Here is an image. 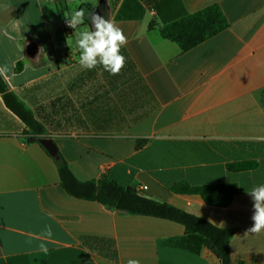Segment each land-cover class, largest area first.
Returning a JSON list of instances; mask_svg holds the SVG:
<instances>
[{"label": "crops", "instance_id": "1", "mask_svg": "<svg viewBox=\"0 0 264 264\" xmlns=\"http://www.w3.org/2000/svg\"><path fill=\"white\" fill-rule=\"evenodd\" d=\"M213 5L228 21L219 34L187 52L162 37L166 23ZM81 9L84 24L65 28ZM94 13L128 38L119 75L79 64L75 31L90 28ZM5 66L9 90L77 179L104 175L232 229L230 264H264V230L248 231L247 192L264 184V0H0ZM24 130L0 93V264H221L207 247L194 253L171 245L185 236L178 223L67 194L52 156ZM243 161L257 165L227 168ZM179 182L235 183L239 192L229 206L215 207L173 192ZM45 225L50 241L38 238ZM101 239L114 242L116 261Z\"/></svg>", "mask_w": 264, "mask_h": 264}, {"label": "trees", "instance_id": "2", "mask_svg": "<svg viewBox=\"0 0 264 264\" xmlns=\"http://www.w3.org/2000/svg\"><path fill=\"white\" fill-rule=\"evenodd\" d=\"M154 27L155 23L151 22L149 28ZM227 27L228 21L223 11L218 5H213L166 23L161 28V35L175 42L181 51L187 52ZM20 68L21 64H18L16 70ZM0 93L3 95L6 107L25 125L24 132L28 135L29 142H38L45 135L44 127L9 90L2 75H0ZM52 158L58 168L60 184L70 196L100 203L109 210H122L130 215L154 217L178 223L185 228V236L171 240V245L194 253H198L202 247H207L218 257L221 264H230V241L235 233L234 230L219 228L168 203L157 202L104 175L97 180L80 181L73 174L60 151L57 157ZM256 165L254 161H243L229 164L227 168L229 171L238 172L253 169ZM171 190L175 193L199 195L208 205L215 207L229 206L239 192L235 183L191 186L186 182H179L174 184ZM101 241L108 245L107 249L116 261L117 250L115 246L110 248V244L114 245V242L108 239Z\"/></svg>", "mask_w": 264, "mask_h": 264}, {"label": "clouds", "instance_id": "3", "mask_svg": "<svg viewBox=\"0 0 264 264\" xmlns=\"http://www.w3.org/2000/svg\"><path fill=\"white\" fill-rule=\"evenodd\" d=\"M85 12L83 9L75 11L67 18V24L77 29L84 24ZM91 27L76 32V46L79 50V64L86 70L97 67L110 75H119L126 66L127 58L122 54V49L127 46L128 38L124 31L112 19H105L99 14L90 15ZM6 66L0 68V75L5 74ZM253 200V224L249 232L260 234L264 230V184L257 185L247 191ZM50 225H45L38 237L42 241L53 238ZM42 251H47L45 243L40 244ZM129 264H138V261H129Z\"/></svg>", "mask_w": 264, "mask_h": 264}, {"label": "water", "instance_id": "4", "mask_svg": "<svg viewBox=\"0 0 264 264\" xmlns=\"http://www.w3.org/2000/svg\"><path fill=\"white\" fill-rule=\"evenodd\" d=\"M39 143L48 151V153L52 156V157H57L58 156V152L59 149L57 147V145L55 144V142L51 139V138H41L39 140ZM122 214H127L126 211H119Z\"/></svg>", "mask_w": 264, "mask_h": 264}, {"label": "built area", "instance_id": "5", "mask_svg": "<svg viewBox=\"0 0 264 264\" xmlns=\"http://www.w3.org/2000/svg\"><path fill=\"white\" fill-rule=\"evenodd\" d=\"M64 27L65 28H69L68 24H67V21L64 23Z\"/></svg>", "mask_w": 264, "mask_h": 264}, {"label": "rangeland", "instance_id": "6", "mask_svg": "<svg viewBox=\"0 0 264 264\" xmlns=\"http://www.w3.org/2000/svg\"><path fill=\"white\" fill-rule=\"evenodd\" d=\"M70 28V27H69Z\"/></svg>", "mask_w": 264, "mask_h": 264}]
</instances>
